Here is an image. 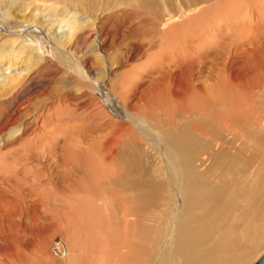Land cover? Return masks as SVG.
<instances>
[{"label":"bare ground","instance_id":"bare-ground-1","mask_svg":"<svg viewBox=\"0 0 264 264\" xmlns=\"http://www.w3.org/2000/svg\"><path fill=\"white\" fill-rule=\"evenodd\" d=\"M23 6L0 0L3 24L40 33L51 55L0 32L3 61L36 50L59 83L30 102L32 69L7 96L16 104L0 124V264H229V250L248 247L230 263L240 264L258 254L264 0H50L25 18ZM135 30L143 36L110 57ZM235 192L259 210L240 229L195 212Z\"/></svg>","mask_w":264,"mask_h":264},{"label":"rangeland","instance_id":"rangeland-1","mask_svg":"<svg viewBox=\"0 0 264 264\" xmlns=\"http://www.w3.org/2000/svg\"><path fill=\"white\" fill-rule=\"evenodd\" d=\"M26 1H28V0H23L24 6H23V9L20 11V13L23 14L24 18H25V15L40 13V10H42V8H44V4L50 2V0H37V1H33L29 4H26ZM57 1L59 2V0H57ZM59 7H60V5H58V8ZM128 16L129 15H126V17H128ZM114 21L117 22V19ZM0 22H1L0 23V32L5 33V34L10 35V36H13L14 38H16L18 36H23L24 39L23 40L21 39L20 42L22 41L26 45L27 44H33V43L39 44V46H40L39 51L41 53H43V55H46V54L51 55L52 43L50 41H47L45 38H43L40 33H38L37 35H39L38 37L41 40V42L38 39H36L35 36H37V35H35V33H33V29H31L30 27H27V26L26 27H16L14 30L13 29L7 30L6 29V27H8L7 24L5 23L6 24V26H5L1 20V12H0ZM6 31H8V32H6ZM141 32L139 33L138 30L130 31L126 36L121 38L118 41L119 43L116 44V47L118 46V48L115 47V50H112L110 52V57H113L115 55L116 51L118 49H121L123 46H125L126 43H128L131 40H135V37H136V39L139 38V36L142 37L143 35L141 34ZM128 37H130V38H128ZM3 54H4L3 51L0 50V124L5 120V117L7 116L8 112L10 110H13V108L16 104V100L14 101L7 96L23 80L25 73H29L30 71H32V69L34 70L32 73V76L28 79L27 84H26V88H25L27 90L28 96L31 99L30 102H34V101H37V100L43 98L48 93H50L55 87H57L58 83H59L58 82L59 79H56V80L53 79L51 77L49 71L42 70L44 72V73H42L41 68H43L44 66L37 64L38 58L36 57V54H38V52L36 50H35V52L33 51V53H30V52L27 53L25 51L24 53L21 54L22 55L21 58H14L17 61L16 63H13L12 60H11V62H8V63L4 62L3 61ZM26 65H28V67L31 68L27 72L25 69ZM20 74H22V75L20 77H18L17 81L13 80L14 79L13 76L20 75ZM15 82L17 83V85L11 90L12 84H14ZM21 96H22V94H21ZM21 96L20 95L17 96L18 98H16V99L20 100ZM145 161L146 162L144 163L143 166H148L149 171L154 169L153 159H152V156L150 153L148 154V157ZM153 174H154V172L151 171V177ZM158 179H167V178H165V176L163 174H161ZM165 187H166V192H167L166 196H167V199L169 200L170 195H171V187H170L169 182H165ZM235 193H237V192H235ZM237 195H239V198L231 200L232 204H231V201H227L226 204H225V202H223L224 205H221V206H220V204H217L218 202L210 203V204L206 205V207H204L202 204V206L198 205V207L195 208V212L197 214L199 213V215L205 213L203 215H200V218H202L204 216L202 221L206 220V222L208 224L215 225L216 228L218 227V228H220V230H223V227H225V226L226 227L224 229H226L230 225V227H229L230 232L229 233H231L232 228L234 229L233 230V232H234L235 230L240 229L242 227V219L240 220L239 217L244 219L245 214L249 211H252V208H253V207L252 208L246 207V205L243 202V200H246V195H247L246 193H241V192L239 193L238 192ZM169 202H170V200H169ZM211 204H214V205L217 204V205H216V207H213L214 205H212L210 207ZM223 207H224V210H223ZM216 208H218L219 210ZM150 209H151L152 213L155 215L159 214L163 209V208H161L160 203H159L158 192L152 196V202H151ZM169 210H170V206L167 210V213ZM214 210H215V212H214ZM225 212L227 213L228 216L226 215ZM257 212H259V210H257V208H254V210L251 213L257 214ZM211 217H213V218H211ZM220 219H221V221L218 223V220H220ZM233 223H234V225H233ZM208 226H210V225H208ZM253 231H255V230L252 228V226L250 228H247V231H246L247 237L255 236V233ZM247 232H249V233H247ZM252 234H254V235H252ZM258 248L260 250L262 249L261 251L264 250V238H262L259 241ZM247 249H248V247L239 246L238 248H232L231 250H229V264L231 262H234V258L239 253L244 252ZM261 251H259L260 253L258 252V254H255L253 252L251 254L252 256L245 257L240 262V264H245L246 262L248 263L255 258H257L256 260H258L259 257L264 252L263 251L261 253ZM56 253L58 256H62V254L59 251H56ZM256 255H257V257H256Z\"/></svg>","mask_w":264,"mask_h":264},{"label":"water","instance_id":"water-1","mask_svg":"<svg viewBox=\"0 0 264 264\" xmlns=\"http://www.w3.org/2000/svg\"><path fill=\"white\" fill-rule=\"evenodd\" d=\"M253 264H264V252L262 255L259 257L258 260H256Z\"/></svg>","mask_w":264,"mask_h":264}]
</instances>
